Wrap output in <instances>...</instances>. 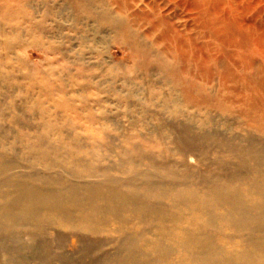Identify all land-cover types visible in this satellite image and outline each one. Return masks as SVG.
I'll return each instance as SVG.
<instances>
[{"label": "bare ground", "instance_id": "obj_1", "mask_svg": "<svg viewBox=\"0 0 264 264\" xmlns=\"http://www.w3.org/2000/svg\"><path fill=\"white\" fill-rule=\"evenodd\" d=\"M10 16L15 21L14 29L10 28L14 34L10 37V30L0 22V49L9 53L14 47H33L59 58L43 60L47 69L41 71L40 80L34 79L29 68L22 67L25 71L17 77L9 68L0 70V97L11 99L7 105L0 99V117H4V106L17 110L15 89L12 92L8 85L13 77L26 79L32 87L50 77H69L77 69L76 77L86 80L84 69L90 66L83 54L71 55L72 49L61 47L63 34L55 26L60 27L57 20L63 19L92 37L80 34L81 46L91 44L93 50L94 44H113L125 54L123 61L107 64L105 73L100 71L104 81L92 78L88 85L96 89L107 83V92L120 97L122 90L112 82L123 75L122 69L140 73L155 68L169 77L166 84L172 94L151 102L156 110L152 122L162 125L159 111L179 117L188 106H203L205 115L199 119L202 141L223 143L219 156L226 153L237 165L232 177H215L202 194L192 191L187 170L177 175L176 167L187 164V157H200L201 148L184 153L167 146L166 140L174 139L164 131L171 132L165 126L159 130L163 134L157 131L155 137L164 147L162 153L173 156L176 166L158 165L136 145H114L104 150L105 155L123 157L133 168L117 172L121 176L111 174L114 167L95 164L104 160L100 154L106 147L103 128L112 122L103 117L102 122L96 121L87 103L77 107L65 91L54 92L41 85V93L63 103L74 120L86 115L90 128L82 130L98 136L64 135L63 129L50 140L32 136L18 165L5 153L6 147H0V264H25L30 257H18L20 251L36 254L47 235L61 231L68 236L65 252L82 249L92 255L95 264H264V120L243 119L231 108L224 111L227 118L219 122L224 129L235 118L245 126L240 142L233 146L236 136L221 138L214 117L205 109L223 108L229 91L235 95L264 92V0H0L1 19L10 22ZM49 21L55 26L48 25ZM52 63L60 64L64 73L54 72ZM205 75L218 80L215 90L203 86L201 76ZM90 86L82 87L77 95ZM29 87H23L26 95ZM124 93L125 99L138 97L142 88H127ZM30 97H23L18 112L43 107L39 100L30 104ZM55 115L48 124L39 119L48 132L59 119L64 121ZM191 119L176 123L189 128ZM144 160L156 171L166 169L167 175L148 176L138 168ZM11 248L16 249V256Z\"/></svg>", "mask_w": 264, "mask_h": 264}, {"label": "rangeland", "instance_id": "obj_2", "mask_svg": "<svg viewBox=\"0 0 264 264\" xmlns=\"http://www.w3.org/2000/svg\"><path fill=\"white\" fill-rule=\"evenodd\" d=\"M10 18L11 19L9 22L5 18H3L4 20H2L0 17V22H3L2 25L8 32L10 28L14 29L15 27L13 25L15 24L14 18L12 16H10ZM57 21L61 24L60 27L55 26L56 23L50 21L48 25H52V27L55 26V28L60 30L63 34L62 39L59 40L63 49H72V52H70L71 55H74L77 52L83 54V61L85 62V64L90 66L84 69L85 72L83 74L86 80L82 77H76L78 73L77 69H74L71 76H65L64 74H62L64 72H62V68H60L61 65L57 63V66L59 65L58 67L56 66V64L54 65L52 63L51 66L55 69V71H52L58 72V74H62V78H59L57 76L50 77L48 81H44L40 85L38 83H35V85L32 87H29V82L26 79L17 80L14 77L11 78V80L8 81V85L10 86L12 92L13 89H15L13 93L15 96V103L17 104V110H15V108L7 109L5 108V106H2V114L4 117H0V147H6L7 151H5V153L8 155V157L14 159L17 165L22 164L21 161L23 160L24 152L26 151L24 147L28 146L31 143L29 140L30 137L44 136L45 138L50 140L58 135L59 130L62 129L64 135L68 133H77L81 137H87L88 135L98 136L95 132H84L82 130L83 127L90 128L89 126H86V124H89L88 122H86V115H81L78 120H74L72 112L63 103H59V100L46 98L45 93H41V91L39 90V88L42 87L41 85H43L44 87L52 89L53 91L54 89L65 91L67 98L75 105H77V107L82 108L84 103H87L91 107L92 112H94V119L96 121L102 122L101 117H103L109 119L112 122L108 123L107 126L103 128L104 132L102 135L106 138V142L104 143L106 144V147H102L100 154L101 159L104 160H102L101 163L95 162V167L96 165L98 167H114L115 170H118H114L113 172H111V174L121 176L118 175L117 172L121 173L133 167L130 163H127L124 160L125 158L123 157H107L104 150L114 145L129 147L132 144L139 147L144 155L153 158V160L158 165H160V163H162V166H168L170 164L172 165L170 167L173 168V166H176L172 159L173 156L162 153L164 151V147L162 146V143L160 144V141L157 139L158 137H155V135H157L156 132H159L160 128L163 129L165 126H167L170 128L171 132H168L166 130L164 131L167 133V135L172 133L173 137L171 135L169 136L174 139L173 142L171 140H166V143H168L167 146H175L177 148H180L181 152L184 153L187 151L190 152L191 150L193 151L194 148H201V150H199L201 151V154L199 153V151L196 152L197 154H200V157L197 158L195 156H192L191 160L189 159V157H187L185 158L186 160H188L187 164L179 167L181 169L176 167L177 173L175 174L177 175H183L185 173L183 169L187 170L186 172H188L190 179L193 181V184L191 183L193 185L192 191H195L198 194H202V192L206 190L208 185L214 183L215 177H232V175L234 174L232 168L237 165V162L236 159L231 158V156L226 153H222L223 155L219 156V154L222 152V149L225 148L223 147V143H219V141L214 142L212 140H206V142H204L201 139L202 137L200 136V132L202 131V124L199 123V119H202L205 115L203 106L199 108L188 106L184 110L182 116L179 117L169 116L164 112L159 111L158 118L162 120V125H159L156 122H152V119L154 118L152 113L156 110L153 105H151V102L156 103L160 101L161 98L163 99V96H170L169 93L172 94L170 88L166 84V80L169 77H164L161 72H158V70L156 71L155 68L151 69L152 72L143 71L144 73L129 72V70L127 69H122L121 72L123 73V75L121 74L120 78H117L116 81L112 82L113 87L122 90L123 93L120 97L113 96L111 95V93L107 92V83H102L99 88L96 89L93 86L91 87L90 85H88L89 80L95 78L96 80L99 79L104 81L106 77H103L100 71L102 70L104 71L103 73H105V69L108 65H114L116 63V60L118 62L123 61L126 58L125 54L116 45L113 44L105 46L104 44L96 45L93 43L95 45V48L93 50H90V47H92L91 44L81 46L78 42V37L80 36V34L83 35L84 32L80 33V30L78 29V27L80 26L72 28L71 24L69 22H65L63 19H59ZM10 33V37H12L14 32L10 30ZM84 35L89 39L92 38L91 36L88 37L86 33H84ZM15 49L16 48L14 47V50L9 53L0 49V70L9 68L14 72V74H16V77L20 76L21 73L25 71L23 68H29L34 75V79L40 80L43 78V75H41V71L47 69L46 66H43V60L45 58L50 59L53 57V59L55 58L53 61L56 62L59 58V55L48 57L47 55H44L38 49L33 47H28L22 50ZM22 61L26 64L24 65ZM125 64L128 66L127 62H124V65ZM124 68L127 67L124 66ZM201 77V79L203 80V82L201 81L203 86H207L209 89L211 88L213 90L218 87L219 82L216 78L213 77L212 79H210L206 75ZM123 78L126 81H123ZM227 85L231 86V83H228ZM88 86L90 87L87 88V91H85L82 95H77V92H79L82 87ZM23 87H29L28 93L25 91L27 95L24 93ZM137 87L142 88V93L140 94V96L131 97L130 99L128 98L129 100L125 99L126 93H124V90L127 88H132V90L134 88V90H136ZM27 96H31L30 98H28L30 104L34 103L35 100H39V102L43 101V107L39 106L38 109L35 108V110H29V104L26 106V109L28 110L24 112H18L19 108L22 109V100H24L23 97ZM225 97L227 101L225 100V102L223 103V108H213L210 106H208L207 108L206 106L205 109L208 110L209 114L214 117V120L217 123V127L215 128V130L218 134H220L219 136L221 138H232L231 136L237 137H235V140L232 142V145L235 146L238 145L236 144L237 141L240 142L238 140L239 138H241L239 135L244 132L245 126L239 123L240 119L237 120L235 118V121L233 120L234 122L231 123L230 128L228 130L224 129L219 124V122L222 121L221 118H227V113L224 111L231 108L238 115L245 116L244 118L242 117L243 119H246V116H248V118H250L251 116L253 118L255 117L258 120H264V92L254 91L252 95H235L229 91L225 93ZM0 99L1 103H5V105L11 102V99L9 98L0 97ZM59 104H61V106H59ZM55 113H57V115H60L64 121L59 119L57 124L51 125L54 130L48 132L44 128V126H41L39 119L42 118V120L48 124L51 120L57 118ZM229 117L233 119L232 116L229 115ZM183 119H191L194 121L191 122L189 128H182L179 127L176 122L184 121ZM145 121H149L150 123L146 125L143 123ZM62 124L66 125H63L62 127ZM97 127H100V125ZM57 128L59 129L57 130ZM161 132H159V135H161ZM93 145H96V141L88 144V147L92 148ZM82 152H84L83 149L80 153ZM80 155L81 157H84L82 156V154H79V156ZM219 158L221 159V161L218 160ZM119 160H122V165L118 164ZM140 165L141 166L138 168L144 170L145 174L150 177H162L167 175L166 169H163L162 171H156L154 170V167L149 166V162H147L146 160L141 162ZM167 166L164 167L168 169ZM37 169L41 170L42 168ZM134 169H137L136 165ZM21 170L24 171V169ZM54 235L55 236L53 237L52 235H47L44 238L43 242L41 241L38 244V249L34 248L36 249V254L32 253L34 251L30 252L28 250H24L20 251V256L18 257L29 256L30 260L26 259L25 264H51V262H54V264L96 263L94 262V258H92V255L86 254L87 251H83L82 249L76 252H65V244L67 243L68 236L65 233H62V231L57 235ZM11 249L12 254L15 255L16 249ZM45 256L46 259H43Z\"/></svg>", "mask_w": 264, "mask_h": 264}]
</instances>
